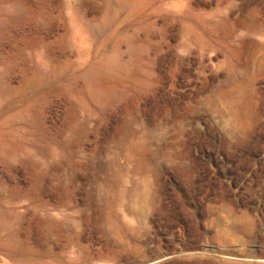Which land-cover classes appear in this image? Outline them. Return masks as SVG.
I'll return each mask as SVG.
<instances>
[{
  "label": "rangeland",
  "instance_id": "rangeland-1",
  "mask_svg": "<svg viewBox=\"0 0 264 264\" xmlns=\"http://www.w3.org/2000/svg\"><path fill=\"white\" fill-rule=\"evenodd\" d=\"M0 264H264V0H0Z\"/></svg>",
  "mask_w": 264,
  "mask_h": 264
}]
</instances>
